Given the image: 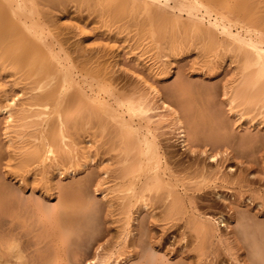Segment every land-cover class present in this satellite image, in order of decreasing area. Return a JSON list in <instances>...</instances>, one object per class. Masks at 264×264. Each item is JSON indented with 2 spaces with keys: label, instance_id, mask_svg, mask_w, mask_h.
I'll return each mask as SVG.
<instances>
[{
  "label": "bare ground",
  "instance_id": "bare-ground-1",
  "mask_svg": "<svg viewBox=\"0 0 264 264\" xmlns=\"http://www.w3.org/2000/svg\"><path fill=\"white\" fill-rule=\"evenodd\" d=\"M256 176L264 0H0V264H264Z\"/></svg>",
  "mask_w": 264,
  "mask_h": 264
},
{
  "label": "rangeland",
  "instance_id": "rangeland-1",
  "mask_svg": "<svg viewBox=\"0 0 264 264\" xmlns=\"http://www.w3.org/2000/svg\"><path fill=\"white\" fill-rule=\"evenodd\" d=\"M165 131V130H164ZM166 132H169V131H167V129H166ZM173 135V136H172ZM175 136V138H173ZM168 139H169V142L168 143H170V141H171V144L173 143V145H174V149L176 148V151L177 152H182V148L181 147H179L180 145V142L177 140V138H176V134L175 133H172V134H169V135H167L166 136ZM174 140V141H173ZM173 141V142H172ZM177 144V145H176ZM256 178V181H257V183H256V185L257 186H259L260 188L262 187V188H264V184H263V182L262 181H260V182H258V179L260 178V177H258V176H256L255 177ZM234 196H232V193L231 192H226L225 193V196H224V198H221V199H219V197H217V198H214V200L213 199H207V200H204V201H202V203L203 204H213V209L215 210V212H222L224 215H231V213H230V211L232 212L233 211V209L235 210V204H233L234 202ZM257 202V201H256ZM256 202H255V204H253V206L250 204L249 205V208L251 209V213H253V214H255L256 215V213H257V218H261V220L263 219L264 220V205H260V204H256ZM248 204H249V202H247ZM231 205V206H230ZM235 205V206H234ZM231 207H233V208H231ZM259 209L261 210V212L259 211ZM247 210H249V209H247ZM254 211V212H253ZM257 211V212H256ZM256 212V213H255ZM260 212V213H259ZM233 213V212H232ZM262 214V215H261ZM222 229H221V231H222V233L223 234H225V232H227V231H229V229H226L225 230V227H221ZM226 253H224V251H223V249L220 247L219 248V251H218V260L220 261H222L223 259H225L226 258ZM216 264H219L218 262H216Z\"/></svg>",
  "mask_w": 264,
  "mask_h": 264
}]
</instances>
